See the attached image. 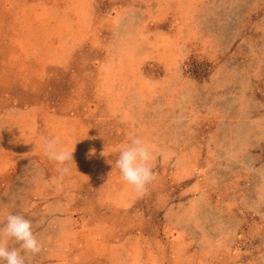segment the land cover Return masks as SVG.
Segmentation results:
<instances>
[{"label":"rangeland","instance_id":"rangeland-1","mask_svg":"<svg viewBox=\"0 0 264 264\" xmlns=\"http://www.w3.org/2000/svg\"><path fill=\"white\" fill-rule=\"evenodd\" d=\"M137 136L142 193L116 168ZM9 213L26 264H264V0H0Z\"/></svg>","mask_w":264,"mask_h":264},{"label":"clouds","instance_id":"clouds-1","mask_svg":"<svg viewBox=\"0 0 264 264\" xmlns=\"http://www.w3.org/2000/svg\"><path fill=\"white\" fill-rule=\"evenodd\" d=\"M58 139L44 141L45 155L57 162L61 177L69 171L67 162L73 161V151L58 147ZM154 159L152 148L141 137H132L130 143L119 153L116 168L121 178L136 192L142 193L155 176L150 161ZM13 239L19 243V249L9 248L7 240ZM41 244L32 231L31 221L19 214L9 213L5 218L3 228H0V264H26L21 253L37 254Z\"/></svg>","mask_w":264,"mask_h":264}]
</instances>
